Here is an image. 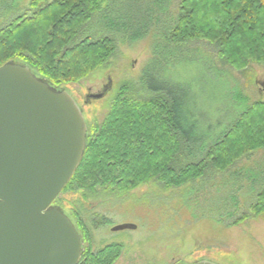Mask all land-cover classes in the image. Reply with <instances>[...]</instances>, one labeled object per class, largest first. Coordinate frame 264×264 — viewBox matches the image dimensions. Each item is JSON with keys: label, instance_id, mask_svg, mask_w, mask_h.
<instances>
[{"label": "trees", "instance_id": "16d2710c", "mask_svg": "<svg viewBox=\"0 0 264 264\" xmlns=\"http://www.w3.org/2000/svg\"><path fill=\"white\" fill-rule=\"evenodd\" d=\"M42 1H30L29 14L3 20L0 67L20 61L55 88L104 67L116 50L111 34L130 43L127 36L134 29L135 41L140 42L156 33L175 46L204 42L235 72L251 64L264 66V0H144L142 13L143 0ZM129 2L130 10L118 7ZM13 10H20L16 3L1 0L0 12ZM95 19L106 29V36L76 41ZM144 88L147 92L151 88L155 96L135 99L126 86L117 92L103 121L88 130L81 162L60 195L80 192L86 202L99 193H129L149 184L163 191L189 190L194 183L225 174L241 158L264 150V101L245 106L213 141L192 146L195 123L183 96L146 83ZM217 182L227 184L229 190L214 202L218 211H226L218 215L222 221L236 227L264 216V168L250 175L241 168ZM60 195L54 204L61 203ZM241 208L248 212L238 214ZM97 220L91 221L93 228L106 224L103 218ZM78 224L90 243L88 227L82 219ZM121 252L116 244L96 251L88 247L78 264H114Z\"/></svg>", "mask_w": 264, "mask_h": 264}, {"label": "rangeland", "instance_id": "374dc122", "mask_svg": "<svg viewBox=\"0 0 264 264\" xmlns=\"http://www.w3.org/2000/svg\"><path fill=\"white\" fill-rule=\"evenodd\" d=\"M30 1L5 0L16 3L20 10L1 11L0 26L19 14H29ZM42 2L49 4L52 0ZM131 2L118 7L128 9ZM145 4L144 0L140 4L143 6L141 13ZM109 18L115 20L112 15ZM131 20L129 18V25ZM102 26L95 19L85 26L76 41L106 36L107 31ZM135 31L128 33L130 43L112 33L116 50L104 67L76 83L57 86L69 93L79 106L87 137L90 127L103 121L111 100L124 86L135 99L155 96L150 93L151 88L148 92L145 90L144 83L183 96L195 123L193 136L196 141L191 142L192 146L213 141L245 106L264 101L263 65L251 64L245 71L235 72L220 62L215 51L204 42L175 46L159 33L140 42L135 41L138 39ZM13 63L24 65L16 60ZM108 79L110 92L101 100L86 103V96L100 93ZM234 166L225 174L212 175L210 181L203 184L194 183L189 190L163 191L159 185L149 184L129 193H99L86 202L82 201L80 192H65L60 195L61 203L54 206L76 225L82 252L88 247L96 251L107 245H121V256L114 264H194L200 261L264 264V216L231 227L218 216L226 211H218L214 204L229 191L227 184L217 181L223 182L241 168L246 175L259 172L264 168V150L241 158ZM247 212L241 208L237 213ZM96 218L98 222L103 218L106 224L93 228L91 221ZM78 219L88 227L90 243L85 242ZM122 225H133L135 230L112 232L114 227Z\"/></svg>", "mask_w": 264, "mask_h": 264}, {"label": "water", "instance_id": "95a60500", "mask_svg": "<svg viewBox=\"0 0 264 264\" xmlns=\"http://www.w3.org/2000/svg\"><path fill=\"white\" fill-rule=\"evenodd\" d=\"M110 90L109 82L86 103ZM86 132L66 91L17 63L0 67V264H78L81 238L54 202L81 162ZM123 230L135 227L112 232Z\"/></svg>", "mask_w": 264, "mask_h": 264}, {"label": "flooded vegetation", "instance_id": "af4514ba", "mask_svg": "<svg viewBox=\"0 0 264 264\" xmlns=\"http://www.w3.org/2000/svg\"><path fill=\"white\" fill-rule=\"evenodd\" d=\"M110 82V79H108V82H107V84ZM103 89V88H102ZM69 94V93H68ZM70 95V94H69ZM70 97L74 100V98L70 95ZM74 102L76 103V101L74 100ZM76 105H77V103H76ZM78 106V105H77ZM79 107V106H78ZM57 200V199H56ZM195 264V263H194Z\"/></svg>", "mask_w": 264, "mask_h": 264}]
</instances>
